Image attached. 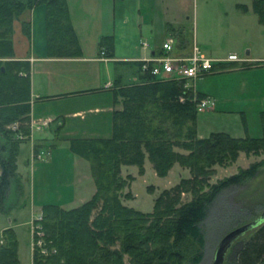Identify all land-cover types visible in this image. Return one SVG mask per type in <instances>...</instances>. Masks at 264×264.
I'll return each mask as SVG.
<instances>
[{"label": "trees", "instance_id": "obj_1", "mask_svg": "<svg viewBox=\"0 0 264 264\" xmlns=\"http://www.w3.org/2000/svg\"><path fill=\"white\" fill-rule=\"evenodd\" d=\"M40 5L45 8L48 57L81 56L66 0H0L3 214L9 210L6 203L12 180L16 179L18 149L30 135V65L13 60V23L23 12ZM241 10L246 8L241 6ZM252 10L264 24V0H253ZM22 29L29 34L27 24ZM101 46L100 50L111 57V42L103 40ZM221 65L220 69L232 67ZM137 73L136 82L119 85L113 91L120 110L113 112L111 138L69 140L71 152L89 164L95 192L87 202L70 210L50 204L42 207L37 222L41 236L36 237L42 244L34 247L32 264L197 263L205 242L200 224L209 207L223 191L255 178L264 167L263 159L209 185L214 166L230 165L240 153L264 154V111L260 114L262 135L258 138H233L225 133L199 138L197 105L205 96L189 84L186 87L184 80L156 79L142 72L140 64ZM145 157L159 177L166 176L175 163L190 174L189 179H181L178 185L163 191L151 213L123 204V200L132 198L131 193H125L131 177L124 178L121 168L136 166L142 172ZM186 193L191 194V200L181 203V195ZM229 252L226 264H264V224L248 239H238ZM0 264H19L11 229L2 232Z\"/></svg>", "mask_w": 264, "mask_h": 264}, {"label": "rangeland", "instance_id": "obj_2", "mask_svg": "<svg viewBox=\"0 0 264 264\" xmlns=\"http://www.w3.org/2000/svg\"><path fill=\"white\" fill-rule=\"evenodd\" d=\"M71 1L75 20L79 22L80 38L84 40L87 36L88 45L91 40L93 43L97 40L98 49L102 47L103 40L110 41L112 54L118 58L135 56L136 52L140 56L141 43L150 44L148 34L152 25L158 33H162L166 26L161 0ZM252 2L253 0H167L169 4L167 15L168 20L175 21V26L176 23L182 26L187 50L192 49L195 42L199 49L215 50L221 55L236 53L241 58L264 56V24L259 23L252 10ZM133 3L139 5L142 22L135 12H132L131 20L124 24L121 22L124 16L122 9L123 7L135 9ZM234 4H243L249 9L239 11ZM139 29L142 31L141 34ZM94 34L95 40L92 39ZM113 67V64L109 65L115 78L119 75L123 80L131 76L136 78L134 63L118 65L116 71ZM189 85H192L196 92L211 97L213 101L215 99L213 110L197 112L196 128L200 138H207L211 133H226L234 138L246 136L258 138L262 135L260 114L264 111V68L202 76L190 81ZM108 95L105 97L112 108L113 95L110 93ZM77 101L68 102L69 107L82 105L87 101L100 102L101 106H107L103 98H82ZM54 104L47 105L43 109L53 114L55 108H61V104L59 106ZM112 116L111 110L99 114L97 117L101 121L95 124L93 122L95 116L90 115L93 120H86L78 136L111 138ZM89 121L91 125L88 124ZM75 122L70 120L68 124L75 126L77 125ZM35 127L31 140L22 143L18 149L16 179L12 180L6 203V208L9 210L8 213H0V245L2 232L11 229L16 238L19 264H32V252L38 241L36 237H39L36 234V226L41 217L42 207L50 204L70 210L79 206V203L67 205L70 195L74 194V187L68 184L73 185L74 181L82 179V176L90 171L89 164L81 158L77 159L78 156L71 152L69 142L65 141H60L53 147L49 159L46 157L43 160L34 159L33 143L38 142L39 139H47L46 146L41 151L46 152L52 148L49 128L43 127L39 131L38 127ZM54 155L56 159L50 164ZM263 159V153L259 155L240 153L232 164L214 166L208 184L214 185ZM121 175L124 178L131 177L129 189H126L125 193H131L132 198L123 200V204L142 213H151L155 199L163 191L172 189L181 179L190 177L189 171L181 168L178 163L172 165L166 176L159 177L148 157L144 159L142 172H139L136 166H123ZM81 190L82 188H79V191ZM58 196H62L60 202H57ZM190 200V193L181 195V203ZM263 210L264 167L255 178L239 187L223 191L209 207L206 217L200 224L205 238L202 256L197 263L190 264H212L221 239L233 229L259 217ZM253 233L254 230L246 233L242 239H248ZM229 256L228 251L224 264ZM127 260L128 258L125 257V262Z\"/></svg>", "mask_w": 264, "mask_h": 264}, {"label": "crops", "instance_id": "obj_3", "mask_svg": "<svg viewBox=\"0 0 264 264\" xmlns=\"http://www.w3.org/2000/svg\"><path fill=\"white\" fill-rule=\"evenodd\" d=\"M122 1L124 2L125 0ZM161 1L164 7L163 18L166 20V26L162 33H158L154 25H152V29L148 34L149 42L152 46L142 42V52L140 53V56H138V52H136L135 56H121L118 58L112 54L111 57L105 55L103 58L101 55L102 51L100 48L98 49L97 40L94 43L91 40L88 45L87 36L84 40L80 38L79 22H76L75 20L71 0H66V3L68 6L70 21L80 46V57L68 59L48 57L44 6L40 5L31 10H27L14 21L12 36L13 60L28 62L30 65V135L25 142L31 140V134L34 130L33 127L35 126L38 127L39 131L43 127H47L51 134L50 147L52 148L48 149V151H41L42 148L46 146V138L39 139L38 142L33 143L34 159L43 160L44 157L49 159L52 156L53 147L60 141L69 142L71 139H96L95 137L87 138V136H78V132L82 131L86 120H93L89 117L90 115L95 116L93 122L98 124L101 121L97 117L99 114L110 112V110L112 113L116 110H120V106L115 102L113 95L114 89L119 85L136 82L138 79L137 70L140 61L159 56L163 52V45L168 40L173 42L172 56L188 57L191 55L193 48L187 50V43L183 36L182 26H180L179 23H176L175 26V21L173 19L168 20L169 16L167 13L169 11V4L167 3V0ZM133 6L135 9L123 7L122 12L124 13V16L121 20L122 23L127 24L131 20L132 12H135L139 20L142 22L140 9H138L139 5L133 3ZM241 6L248 8V6L243 4H234V7L239 11L241 10ZM23 24H27L29 27V34L27 35L23 32ZM151 24H153V22H151ZM139 32L140 34L142 33L140 29ZM95 38L94 34L92 39L95 40ZM193 47H196L202 56L216 61V69L208 75L240 73L245 70L251 71L257 68H264V56L241 58L236 53L221 55L215 50L203 51L196 46L195 42ZM232 55L235 56L236 60H228L229 56ZM129 63H134L136 66L135 79L131 76L130 78L128 77L126 80H123L120 75L118 78L113 76V73L109 68L110 64H113V69L116 71L118 65ZM221 64L230 65L232 67L220 69L222 66ZM191 87L193 88L192 85ZM109 93L113 95L112 108L108 105V101L105 97L109 96ZM203 95L206 96L204 99H209L211 101V104L207 109L202 111L208 109L213 110L215 99L213 101L211 97L205 94ZM82 98H103L106 100L107 106H101L102 104H100V102L87 101L82 105H75L71 108L69 107L70 105L68 102H75V100L79 101ZM52 103H55L54 105L58 104V106L61 104V108H55L53 114L45 112L43 107ZM70 120L76 121L75 124L77 125L70 126L68 124ZM88 124L91 125V121H89ZM55 159L56 156L54 155L50 164L53 163ZM77 159L80 158L78 157ZM68 185L74 187V194L72 193V195H70V199L67 202V205L69 206L76 205L77 203H79V206L82 205L87 202L95 192V186L90 171H87V173L82 176V179L77 180V182L74 181L73 185L71 183ZM78 187L82 188V190L79 191ZM61 197L62 196L57 197V202H60V199H62Z\"/></svg>", "mask_w": 264, "mask_h": 264}, {"label": "built area", "instance_id": "obj_4", "mask_svg": "<svg viewBox=\"0 0 264 264\" xmlns=\"http://www.w3.org/2000/svg\"><path fill=\"white\" fill-rule=\"evenodd\" d=\"M172 41L168 40L163 45V52L154 58L145 59L140 61V69L144 73H150L156 79H177L186 81V87L190 81L206 76L215 70L216 61L213 59L206 58L202 56L196 47H193L191 55L188 57H174L172 53ZM104 58L105 52H101ZM231 61L236 60L235 56H229ZM211 101L209 99H202L197 105V110L202 111L207 109ZM36 234L37 226H36ZM38 247L41 246V241L38 240L35 243ZM45 254V251L42 250Z\"/></svg>", "mask_w": 264, "mask_h": 264}, {"label": "water", "instance_id": "obj_5", "mask_svg": "<svg viewBox=\"0 0 264 264\" xmlns=\"http://www.w3.org/2000/svg\"><path fill=\"white\" fill-rule=\"evenodd\" d=\"M262 224H264V210L260 214V216L257 217L256 219H254L253 221H251L245 225H242L240 227H237V228L233 229L232 231H230L229 233H227L221 239V241L219 242V244L216 248L212 264H224L226 254L230 250L232 245L238 239L243 237L246 233H248L254 229H257Z\"/></svg>", "mask_w": 264, "mask_h": 264}]
</instances>
